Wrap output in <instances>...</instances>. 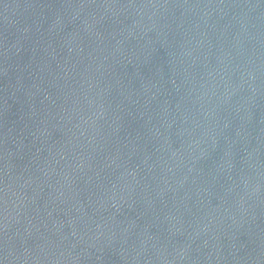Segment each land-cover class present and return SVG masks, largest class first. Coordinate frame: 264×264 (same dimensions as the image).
Segmentation results:
<instances>
[{
	"label": "water",
	"instance_id": "1",
	"mask_svg": "<svg viewBox=\"0 0 264 264\" xmlns=\"http://www.w3.org/2000/svg\"><path fill=\"white\" fill-rule=\"evenodd\" d=\"M0 264H264V0H0Z\"/></svg>",
	"mask_w": 264,
	"mask_h": 264
}]
</instances>
